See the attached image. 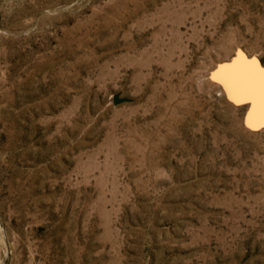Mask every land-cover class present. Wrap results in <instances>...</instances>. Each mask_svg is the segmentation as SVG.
Instances as JSON below:
<instances>
[{"label":"rangeland","instance_id":"1","mask_svg":"<svg viewBox=\"0 0 264 264\" xmlns=\"http://www.w3.org/2000/svg\"><path fill=\"white\" fill-rule=\"evenodd\" d=\"M237 53L264 0H0V264H264Z\"/></svg>","mask_w":264,"mask_h":264},{"label":"snow or ice","instance_id":"2","mask_svg":"<svg viewBox=\"0 0 264 264\" xmlns=\"http://www.w3.org/2000/svg\"><path fill=\"white\" fill-rule=\"evenodd\" d=\"M212 79L224 86L237 106L250 105L245 125L252 131L264 129V67L241 53L230 65L220 66Z\"/></svg>","mask_w":264,"mask_h":264},{"label":"water","instance_id":"3","mask_svg":"<svg viewBox=\"0 0 264 264\" xmlns=\"http://www.w3.org/2000/svg\"><path fill=\"white\" fill-rule=\"evenodd\" d=\"M119 101H121V99H119L117 96H114L113 99H112L113 103H117Z\"/></svg>","mask_w":264,"mask_h":264}]
</instances>
